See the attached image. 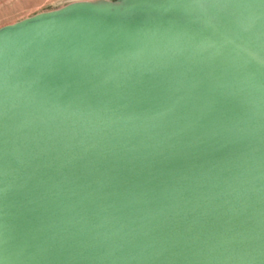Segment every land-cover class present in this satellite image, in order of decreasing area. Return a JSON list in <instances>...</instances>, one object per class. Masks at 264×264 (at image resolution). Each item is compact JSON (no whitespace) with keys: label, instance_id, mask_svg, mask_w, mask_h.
Here are the masks:
<instances>
[{"label":"water","instance_id":"95a60500","mask_svg":"<svg viewBox=\"0 0 264 264\" xmlns=\"http://www.w3.org/2000/svg\"><path fill=\"white\" fill-rule=\"evenodd\" d=\"M0 264H264V0L0 28Z\"/></svg>","mask_w":264,"mask_h":264},{"label":"rangeland","instance_id":"374dc122","mask_svg":"<svg viewBox=\"0 0 264 264\" xmlns=\"http://www.w3.org/2000/svg\"><path fill=\"white\" fill-rule=\"evenodd\" d=\"M80 2L118 4L123 0H0V28Z\"/></svg>","mask_w":264,"mask_h":264}]
</instances>
